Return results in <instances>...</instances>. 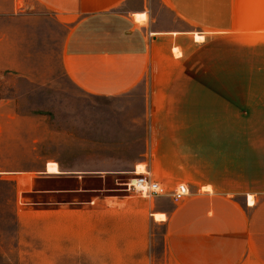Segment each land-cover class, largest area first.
Listing matches in <instances>:
<instances>
[{
  "label": "crops",
  "instance_id": "obj_1",
  "mask_svg": "<svg viewBox=\"0 0 264 264\" xmlns=\"http://www.w3.org/2000/svg\"><path fill=\"white\" fill-rule=\"evenodd\" d=\"M35 1L73 23L62 66L80 91L115 97L143 84L150 149L129 166L64 163L36 149L33 120L11 102L0 103V264H9L8 250L36 219L43 225L44 248L60 261L81 254L91 264H152L155 230L164 227L171 264H264V136L203 131L227 129L231 119L235 130L242 128L243 74L192 72L194 54L184 47L209 35L249 46L257 58L249 98L252 107L256 100L261 105L264 0ZM164 12L174 22L163 25ZM176 44L180 58L172 54ZM226 80L235 82L233 99L220 84ZM196 81L218 92V106L198 109L188 99L204 88ZM197 112L229 116L204 123L196 120ZM251 123L264 128L260 121ZM54 164L57 172H50ZM141 167L167 196L145 199L104 187L107 178L120 185ZM90 179L103 186L87 188ZM68 182L75 186L67 188ZM181 183L190 195L175 204L171 194Z\"/></svg>",
  "mask_w": 264,
  "mask_h": 264
},
{
  "label": "rangeland",
  "instance_id": "obj_2",
  "mask_svg": "<svg viewBox=\"0 0 264 264\" xmlns=\"http://www.w3.org/2000/svg\"><path fill=\"white\" fill-rule=\"evenodd\" d=\"M162 16L163 25L174 22L169 13L164 12ZM72 26V22L58 17L35 0H0V103L11 102L20 115L33 120L36 149H46L64 163L85 167L92 160H97L113 163L115 167L132 165L150 149L151 117L145 111L147 99L143 84L115 97H94L80 91L62 66L64 45ZM205 40H195L189 47L184 45L188 52L194 54L188 69L192 67V72L223 73L226 76L233 75L235 71L242 73L244 94L243 112L239 114L242 117L241 129L235 130L231 119L227 129L203 131L211 136H217L219 132L235 136L236 131L244 138L264 136V128H257L256 123L252 127L251 123H264V103L260 105L256 100L253 108L249 98L251 74L256 71L254 51L247 45L236 47L235 41L219 35H209ZM180 47L181 44L172 47L176 58H180L178 52L183 55ZM195 83L201 84L202 88L208 82ZM234 83V80L220 83L227 85V94L232 95V99ZM259 83L264 84V81ZM193 98L196 108L202 109L207 105L218 106L220 97L218 92H209L204 87L188 97L189 100ZM195 115L196 120L204 123L225 120L229 116L208 112ZM49 171L57 172L56 165L49 166ZM145 171L144 167L138 170ZM135 178L136 175H130L120 179V185L115 179L107 178L103 185L110 190L109 193L126 194L127 184ZM101 185L90 179L86 187ZM74 186L71 182L66 184L67 188ZM164 233V227L155 230L152 264H171L165 253ZM49 254L43 245V225L36 219L22 230V237L8 250L5 258L9 264H91L90 259L81 254L77 257L68 254L61 261L58 256Z\"/></svg>",
  "mask_w": 264,
  "mask_h": 264
},
{
  "label": "built area",
  "instance_id": "obj_3",
  "mask_svg": "<svg viewBox=\"0 0 264 264\" xmlns=\"http://www.w3.org/2000/svg\"><path fill=\"white\" fill-rule=\"evenodd\" d=\"M135 175L136 178L127 186L128 192L145 199H154L168 195L166 188L161 183L155 181L149 172L145 174H137L136 172ZM189 195L190 192L187 185L181 183L175 188L171 194V198L175 204H179Z\"/></svg>",
  "mask_w": 264,
  "mask_h": 264
},
{
  "label": "bare ground",
  "instance_id": "obj_4",
  "mask_svg": "<svg viewBox=\"0 0 264 264\" xmlns=\"http://www.w3.org/2000/svg\"><path fill=\"white\" fill-rule=\"evenodd\" d=\"M196 41L197 42H202L203 41V38L202 37H198V36H196ZM143 172H138L137 174H142ZM146 173V171L143 173V174H145ZM164 217L163 216H160V215H157L156 216V219L157 220H161V219H163Z\"/></svg>",
  "mask_w": 264,
  "mask_h": 264
}]
</instances>
